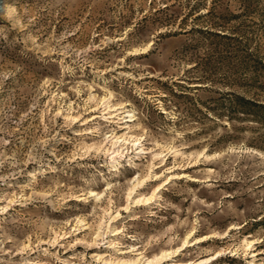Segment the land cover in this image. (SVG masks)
Listing matches in <instances>:
<instances>
[{
  "label": "rangeland",
  "instance_id": "rangeland-1",
  "mask_svg": "<svg viewBox=\"0 0 264 264\" xmlns=\"http://www.w3.org/2000/svg\"><path fill=\"white\" fill-rule=\"evenodd\" d=\"M190 231L160 264H264V0H0V264Z\"/></svg>",
  "mask_w": 264,
  "mask_h": 264
},
{
  "label": "bare ground",
  "instance_id": "bare-ground-1",
  "mask_svg": "<svg viewBox=\"0 0 264 264\" xmlns=\"http://www.w3.org/2000/svg\"><path fill=\"white\" fill-rule=\"evenodd\" d=\"M110 117H113L112 116V114H110ZM130 119L129 120H127V121H131V120H133V119H135L134 118V115H130ZM140 139L139 138H136L135 140H134V142H135V144H136V142L137 141H139ZM119 141V138L117 137L116 138V141H115V143L116 142H118ZM128 141V140H127ZM137 148H139L140 149V152L141 151H143L145 148H143V147H137ZM113 153H115V154H117L118 152L117 151H114ZM117 156V155H116ZM117 157H115L114 159H113V164L114 165H117V164H119V161L116 159ZM157 167H159V166H157ZM157 173H155V175H156ZM149 177H150V175H148V176H141V175H139L138 177H136V180H135V182H134V184H133V186L130 188V190H129V193H128V199H130V198H132V199H134V202H138V203H140V202H143V203H148L149 201H151L153 198H154V196H155V192L152 194V195H149V196H147V195H143V194H141V195H143V196H141V197H139L138 199H135V195L137 194V192L142 188V187H144L145 186V184H148V181H149ZM160 186V185H159ZM158 186V187H159ZM99 194V193H98ZM98 194H94V195H98ZM134 194V197H132V195ZM232 227V226H231ZM100 235H102V234H99L98 236H100ZM194 235H196V231H190L189 232V234H188V236L186 237V239L184 240V244L182 245V246H180L177 250H172V251H168V250H164L160 255L159 254H156L153 258H151V259H149L148 257L145 259V261H143L142 262V260L146 257V255H143V256H141V257H138L137 259H131V260H123V261H121V262H118V263H122V264H137V263H139V264H160V262H162V261H164V260H167V259H169V258H171V257H173V256H175V255H178L179 254V252L178 251H182V250H184V249H186V247L188 246V245H191L192 243H190L189 242V238L190 237H194ZM210 237H215V235L214 234H206V235H203V236H199V237H195V239H196V241H195V243H197V242H201V241H205V240H207V239H209ZM189 242V243H188ZM252 244V242H248V246H250ZM222 251L221 250H219V251H217L216 253H214V254H212L211 256H209L208 258H205V259H202L201 261H199V262H196V261H193V262H175V263H166V264H206V263H210V262H212L213 260H216V259H218L221 255H222ZM138 254H141L142 255V253L140 252V253H138ZM117 264V263H116Z\"/></svg>",
  "mask_w": 264,
  "mask_h": 264
}]
</instances>
